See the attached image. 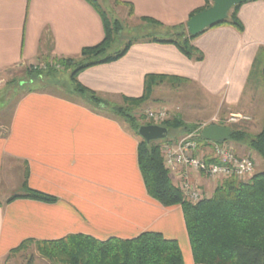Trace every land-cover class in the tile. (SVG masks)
I'll return each mask as SVG.
<instances>
[{
	"label": "crops",
	"instance_id": "crops-1",
	"mask_svg": "<svg viewBox=\"0 0 264 264\" xmlns=\"http://www.w3.org/2000/svg\"><path fill=\"white\" fill-rule=\"evenodd\" d=\"M120 1L133 5L132 18L171 27L187 25L207 3ZM236 15L243 31L220 24L190 41L202 61L174 44L142 39L120 60L80 72L78 83L108 107H121L124 98L143 95L146 76L178 78L200 93L189 92L191 87L172 91L180 83L164 82L154 88L151 101L169 103L174 117L191 126L214 116H249L239 129L257 135L264 116V0L241 5ZM101 20L85 0H0V74L40 59L79 58L83 48L103 41ZM60 89L15 97L9 119L0 125V262L29 239L58 240L73 233L105 241L160 232L179 243L185 264H196L182 207H164L146 192L137 156L142 138L109 109ZM198 93L205 102H195ZM180 95L190 96L191 109L175 100ZM228 145L240 156L253 154L246 145ZM190 178L206 198L212 196L216 182L197 174ZM25 181L58 201L9 202L24 194Z\"/></svg>",
	"mask_w": 264,
	"mask_h": 264
},
{
	"label": "trees",
	"instance_id": "trees-1",
	"mask_svg": "<svg viewBox=\"0 0 264 264\" xmlns=\"http://www.w3.org/2000/svg\"><path fill=\"white\" fill-rule=\"evenodd\" d=\"M85 1L97 11L103 21L105 31L103 41L98 45L83 48L79 58L60 57L53 60L45 58L40 59L39 62H47L49 66L50 62L54 61L57 65L69 69L72 82L70 96L76 95L91 106L109 109L116 117L126 121L138 134L137 130L144 124L141 125L139 120L135 119L133 110L125 106L108 107V104L96 96L95 92L78 83V74L83 70L120 60L127 55L132 44L142 39L174 44L184 55L202 61L203 55L190 42L198 36H189L185 24L169 29L156 19L142 17L138 19L152 25L153 31L167 32L169 37L161 39L146 34L131 38L127 40L122 50L113 52L116 36L123 31V24L118 20L111 21L101 9L98 0ZM115 2L129 8L130 17L134 15L132 4L120 0ZM206 2L203 8L196 10L189 18L210 8L212 0H206ZM240 6H236L230 12L228 20L223 24H229L243 31V25L236 15ZM261 52L264 58V48ZM256 66L257 64L255 68ZM46 74L47 77L55 76L53 70H49ZM261 74L264 79V62ZM42 75V72L38 74L39 77ZM144 81L143 95L140 98H124L125 105L141 106L150 101L154 88L164 82H183L178 78L157 75L146 76ZM33 91L36 90L28 93ZM162 126L167 130L180 128L186 133L195 127L187 125L178 117L167 120ZM262 126L261 132L255 136L239 128L232 130L229 141L246 145L249 151L260 158L264 166V122ZM139 143L137 156L146 192L164 207H182L185 228H187L188 240H190L191 252L196 264H264V168L256 171L250 179L245 181L230 177L217 184L211 197L205 196L202 201L192 204L185 200L180 188L172 179L169 169L164 167L163 147L172 142L146 143L142 139ZM234 152H236L235 149ZM254 154L247 157L255 163ZM255 164L257 169L258 165ZM22 185L24 194L11 196L9 202L21 198L49 204L58 201L55 196L30 188L26 181ZM29 246H35L41 258L46 259L50 264H185L179 243L176 240L167 239L160 232H144L131 239L112 237L105 241L73 233L58 240L29 239L12 250L11 254L27 249Z\"/></svg>",
	"mask_w": 264,
	"mask_h": 264
},
{
	"label": "rangeland",
	"instance_id": "rangeland-1",
	"mask_svg": "<svg viewBox=\"0 0 264 264\" xmlns=\"http://www.w3.org/2000/svg\"><path fill=\"white\" fill-rule=\"evenodd\" d=\"M98 2L100 6L102 7L101 9L105 11V13L111 19V21L118 20L121 24H123V31L120 32L121 33L120 35L116 36V42L114 44L113 52L122 50L125 46L124 44H126L127 40L131 38L142 37L143 35H146V34L150 36L158 37L161 39L169 37V34H167V32H162V33L157 32V31L155 32L153 31L154 28L152 25L146 24L145 22H142L139 19L137 20L135 18L130 17L129 8H126V7L124 8V6H121L120 4H116L115 0H98ZM212 3L213 1L211 2V6H212ZM165 27L169 29L174 28L171 26H165ZM176 27H179V26H176ZM49 70H53L55 72L54 77L53 76L47 77L46 72H48ZM41 72L43 73V75L42 77H39L38 74ZM70 74L71 72L69 69L61 65H57L56 63H54V61L50 62L49 66L47 62L40 61L35 64L26 66V68H14V69H11L10 72L5 73L4 75L0 74V78L3 80V84L0 85V125L4 122L6 123L7 119H9L11 112H12L11 110H13L14 108V104H15L14 101L16 100L14 98L17 96H21L25 93H28L31 90H41V91L47 90V91H53L57 93L59 91L58 88L60 89V87H61L60 90L61 91L63 90L62 92H64L66 96L70 95L68 94L70 90H72L71 89L72 82L70 79ZM177 85H180V86H177ZM175 86L177 87H174L172 91H177V90H181L183 88L189 87L181 83L175 84ZM190 87L189 88L191 90L189 92H192V91L199 92L195 86L192 85ZM180 96L181 97L176 98L175 100H178L179 103L186 106V109H191L189 107V104H187L188 101L191 100L189 99L190 96L188 95L186 96L180 95ZM198 96L200 97L196 96L195 102H198V103L205 102V99L201 97L200 94ZM195 102H193V104ZM168 104L169 103H165L163 101L159 103V102H155V100L154 101L150 100L142 104L141 106L140 105L138 106L123 105V107L125 106V107L132 109L133 116L136 117L135 119H138L141 125L143 124L145 125L147 123L146 119L144 118L145 114L148 110H152V109L158 110L159 108H166L168 110L167 120L174 118V113H173L174 111L170 109V106ZM233 116H236L238 121L233 122V123L231 122L228 123V119ZM243 116L245 115H241V114L231 115L230 114L224 120L220 116H214L210 119L202 121L201 124L196 125L195 127L191 129L190 132H187V133L183 129H180V128L176 130L170 129L168 130L169 131L168 137L164 139L166 141L160 140L157 142L159 143L162 142L163 144H165L166 142H172L169 144L175 145L181 142L180 140L187 138L189 135H193V134L198 135V132L201 130V128H204L205 126L209 127V126L216 125V126H221V127H226V128L229 127V129L235 130L237 128H240L243 122H249L252 120L249 116H247L250 118V120L246 121L242 118ZM263 122H264V116L262 117L258 125L261 127L260 130L263 128L262 126ZM124 123L129 126V124L126 121H124ZM260 130H256V133H258V131ZM251 135L255 136L256 134L252 133ZM229 142L231 141L227 140V142L223 144L227 145ZM254 158L256 160L255 163H257L258 165L256 171L263 170L264 166H263V163H261L262 161L260 160V158L256 154H254ZM224 180L226 179L219 180L218 183ZM1 197L2 196L0 193V200L3 199ZM0 264H50V263L46 259L41 258V256L36 251L35 246H29V248L19 251L17 253H12V254L10 253L8 257L4 259V261L0 262Z\"/></svg>",
	"mask_w": 264,
	"mask_h": 264
},
{
	"label": "built area",
	"instance_id": "built-area-1",
	"mask_svg": "<svg viewBox=\"0 0 264 264\" xmlns=\"http://www.w3.org/2000/svg\"><path fill=\"white\" fill-rule=\"evenodd\" d=\"M168 110H148L145 119L148 124L161 126L168 119ZM244 120H250L243 116ZM237 117L228 119V123L237 122ZM208 127V126H205ZM204 127V128H205ZM198 135H189L177 144H168L163 148L164 164L169 169L172 179L180 188L186 201L196 204L205 198L203 188L196 184L192 174L202 175L218 183L219 180L236 178L248 180L256 172V164L247 157H241L226 144L204 140L202 131Z\"/></svg>",
	"mask_w": 264,
	"mask_h": 264
},
{
	"label": "water",
	"instance_id": "water-1",
	"mask_svg": "<svg viewBox=\"0 0 264 264\" xmlns=\"http://www.w3.org/2000/svg\"><path fill=\"white\" fill-rule=\"evenodd\" d=\"M212 6L194 15L187 22L189 36L196 37L208 29L223 24L229 18L230 12L239 5L257 0H212ZM139 136L146 143L164 140L168 137L166 127L158 125H144L139 128ZM204 140L223 143L232 137V130L221 126L205 127L202 131Z\"/></svg>",
	"mask_w": 264,
	"mask_h": 264
}]
</instances>
